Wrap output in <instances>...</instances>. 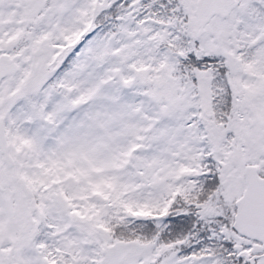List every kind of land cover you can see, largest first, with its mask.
<instances>
[{
	"label": "snow or ice",
	"instance_id": "snow-or-ice-1",
	"mask_svg": "<svg viewBox=\"0 0 264 264\" xmlns=\"http://www.w3.org/2000/svg\"><path fill=\"white\" fill-rule=\"evenodd\" d=\"M0 264H264V0H0Z\"/></svg>",
	"mask_w": 264,
	"mask_h": 264
}]
</instances>
